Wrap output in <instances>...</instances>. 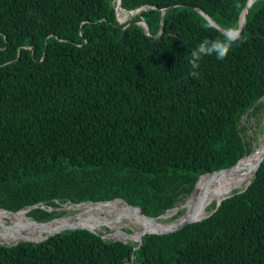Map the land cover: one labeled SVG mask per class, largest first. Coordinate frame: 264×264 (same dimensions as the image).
<instances>
[{"label":"trees","instance_id":"16d2710c","mask_svg":"<svg viewBox=\"0 0 264 264\" xmlns=\"http://www.w3.org/2000/svg\"><path fill=\"white\" fill-rule=\"evenodd\" d=\"M246 1L121 0L142 9L119 22L117 0H0V208L37 205L27 215L48 221L68 202L122 198L156 217L201 174L250 154L245 121L264 114V0L248 7L245 42L204 56L197 78L190 52L223 32L187 6L225 29ZM105 231L0 243V264H264V159L209 216L144 234L132 263L134 243Z\"/></svg>","mask_w":264,"mask_h":264},{"label":"bare ground","instance_id":"6f19581e","mask_svg":"<svg viewBox=\"0 0 264 264\" xmlns=\"http://www.w3.org/2000/svg\"><path fill=\"white\" fill-rule=\"evenodd\" d=\"M263 148L264 138L250 155L242 158L233 168L212 172L214 174L201 175L194 191L186 199L183 205L185 211L180 217L170 224L163 223L161 219L168 216L167 211L157 220V223L162 224L161 227L163 228H168L189 217L195 220L204 217L207 214L205 208L207 204L210 205L211 201L218 198V201H220L226 195L232 193L233 189H241L243 185L249 183ZM68 208L74 209L75 213L46 224L32 221L23 210L18 212L0 210V215L5 216L6 221L10 220L14 224L12 227L5 221H0V240L11 242L23 237L38 239L45 233L55 232L67 224L87 226L93 230H97L101 226H107L114 231V236L117 235L129 240L137 238L140 233L155 228L154 221L145 218L138 208L129 207L117 199L106 203H82ZM123 221L131 225L130 228L133 232L126 233L120 229L119 224Z\"/></svg>","mask_w":264,"mask_h":264},{"label":"water","instance_id":"95a60500","mask_svg":"<svg viewBox=\"0 0 264 264\" xmlns=\"http://www.w3.org/2000/svg\"><path fill=\"white\" fill-rule=\"evenodd\" d=\"M252 1H254V0H247V1H246L245 6L243 7V9H242V11H241V13H240V15H239V20H238V25H239V26H238V27L240 28L241 32H242V30H243V28H244V26H245V24H246L247 14H248V7H249V5L252 3ZM175 5H177V4H174V5H172V6H175ZM172 6H170V7H172ZM187 6H189V7L193 8V9L199 11L200 13H202L212 25H214L215 27H217L220 31L224 32V29H222L221 27H219V26L215 23V21H214L211 17H209V15H208L207 13H205L203 10H201V9L198 8V7L192 6V5H187ZM170 7H169V8H170ZM141 9H142V8H137V9H134V10H129V11H127V12H129L130 17H132L133 14H135L137 11H139V10H141ZM167 9H168V8H167ZM118 10H123V9L121 8V0H117V3H116V5H115V11H116V14H117ZM165 10H166V9H162V12H164ZM125 11H126V10H125ZM117 21H119V20L117 19ZM119 22H120V21H119ZM139 22H140L141 25L145 28V32L147 33V32H148V26H147V23H146L145 21H143L142 19H139ZM160 32H161V29L159 30V34H160ZM258 146H259V145H258ZM251 153H252V152H251ZM251 153H250V154H251ZM250 154H248V155H250ZM248 155H246V156H248ZM244 157H245V156H244ZM244 157H242V158H244ZM242 158H241V159H242ZM241 159H239V160H238L235 164H233V165H230V166H227V167H219V168H216V169L213 170V171H216L217 169H231V168H233L234 166H236V164H237ZM263 159H264V148H263L262 152L260 153V156H259V158H258V160H257L256 166H255V169H254L253 176L255 175V173H256V171H257V169H258V167H259V165L261 164V162H262ZM213 171H211V172H207V173H212ZM203 174H206V173H203ZM203 174H201V175H203ZM201 175H200V176H201ZM200 176L198 177V179L200 178ZM198 179H197V181H198ZM197 181H196V183H195V186H194L192 192L194 191V189H195V187H196ZM249 182H250V181H249ZM247 185H248V184H247ZM247 185H245V187H246ZM245 187H244V188H245ZM192 192H191V193H192ZM231 194H232V193L226 195L225 197H227V196H229V195H231ZM189 196H190V195H189ZM189 196H188V197H189ZM225 197H224V198H225ZM224 198H222L220 201L216 202V203H215V206H214V209H213L209 214L205 215L204 217H202V218H200V219H196V220L193 219V218H191V217H189V218L183 219L182 221H180V222L176 223L175 225H173V226H171V227H168V228H163V227H161L162 224L157 223V222H158L157 220H158V219H159V218H160V217H161L166 211L163 212L162 214L156 216V217H152V216L147 215V214L145 213V211H144L143 208L138 207V206H133V205L127 203V202H126L125 200H123L122 198H115V199H112V200H116V199H117V200H119V201H122L124 204H126V205L129 206V207H133V208H138V209H140V210L142 211V215H143L145 218H147V219H149V220H153V221H154L153 223H155V224H154V225H155V228H154L153 230H151V231H147V232H143V233H140L139 236H138L137 238L131 240V241L134 243V245H133V247H132V258H131V260H130V263H132L133 260H134V258H135V248H137V247H139V246L141 245V242H142V236H143L144 234H146V233L166 234V233H171V232L178 231V230H180L181 228H183L184 226H186V225H188V224H190V223H192V222L199 221V220H201V219H203V218L209 216V215H210V214H211V213H212V212L218 207V205L220 204V202H221ZM112 200L98 201V202H93V201H83V202H79V203L68 202L67 204H64V205H66V206H64V207H63V206H60L58 209L66 210V208H68V207H70V206H77V205H80V204H82V203H95V204H96V203H106V202H110V201H112ZM36 206H37V205H32V206H29V207H27V208L19 209V210H16V211L6 210V209H1V208H0V210L7 211V212H18V211H20V210H23V211H25V212L27 213V212H29L32 208H34V207H36ZM181 206H182V205H181ZM181 206L178 205V206H175V207H173V208H171V209H178V208H180ZM41 207H44V206L41 205ZM48 209L51 210L52 208H51V207H48ZM28 217H29L32 221H36V222H38V223H40V224H46V223L52 222V221L55 220V219L62 218V217H64V215H62V216H60V217L53 218V219L48 220V221H41V220H39V219H33V218H31L30 216H28ZM179 217H180V216H179ZM177 219H178V217L175 219V221H176ZM170 223H171V222H170ZM170 223H166V224H170ZM77 228L87 229V230H89V231H93V232H94L93 229H91V228H89V227H87V226L76 225V224H67V225L63 226L62 228H60L59 230H57V231H55V232L45 233L44 235H42V236L39 237L38 239H33V238L23 237V238L17 240V242H18V241H34V242H37V241H41V240L47 238L48 236L54 235V234H56V233H59V232H61V231H64V230H71V229H77ZM103 236H104V234L102 235V237H103ZM122 239H123V238H122ZM119 240H120V239H119ZM122 241L125 242V240H122ZM0 243H4V242H3V241H2V242L0 241ZM14 243H16V242H14Z\"/></svg>","mask_w":264,"mask_h":264},{"label":"rangeland","instance_id":"374dc122","mask_svg":"<svg viewBox=\"0 0 264 264\" xmlns=\"http://www.w3.org/2000/svg\"><path fill=\"white\" fill-rule=\"evenodd\" d=\"M129 17H130L129 12H127L125 10L124 11L123 10H118V12H117V19L120 22L127 21L129 19ZM262 100L264 101V96L262 97ZM256 120L257 119L255 117V118H250L248 121H245V124L247 126L246 127V134L249 137H253L254 138V141H255L254 142L253 151L258 147V145L260 144V141L264 138V114L258 119V122ZM256 122H257V124H256ZM244 187L245 186L243 185L241 189H243ZM241 189H233L232 191L241 190ZM218 200H219V198L218 199H214V201H211L210 202V205H208V204L206 205L205 208L207 210V214H209L213 210V209H211L212 203L213 202L216 203ZM185 202H186V200L183 203L179 204L180 206L181 205L182 206L180 208H178V209H171V210H168V212L166 211L169 214H168V216L166 218L161 219V222H163V223H170V222L175 221L173 219L170 220L171 216L174 215L176 213V211L180 210V213L177 216V217H179L185 211L184 210V206H183L185 204ZM62 206L64 207V205H62ZM66 211H67V213L64 215L65 217L70 216V215H72V214L75 213V210L74 209H69V208L67 209L66 208ZM0 221H5L7 224L11 225L12 227L14 226V224L11 223L10 220L6 221L5 216L0 215ZM120 224H119V226L121 227L120 229H122L124 232H126V233L133 232L132 228H130L131 227L130 224H126L125 221L121 222ZM104 228H107L108 230L105 231ZM97 230H103V231H105L104 232V237L105 238H112V239H120V240H125V241H131L129 239H122L121 237H118L117 235L114 236L113 235V232L114 231L112 229H110L109 227H107V226H101ZM0 241L2 242V240H0ZM3 242L6 243V244H8V243H14V242H17V241H11V242H5V241H3Z\"/></svg>","mask_w":264,"mask_h":264},{"label":"clouds","instance_id":"9594fccd","mask_svg":"<svg viewBox=\"0 0 264 264\" xmlns=\"http://www.w3.org/2000/svg\"><path fill=\"white\" fill-rule=\"evenodd\" d=\"M246 38H242L239 27L228 26L224 29L222 35L213 40L202 41L189 54V63L191 66L190 75L193 78L198 77L200 61L204 56H215L218 60L225 59L230 50L237 42L243 43Z\"/></svg>","mask_w":264,"mask_h":264}]
</instances>
